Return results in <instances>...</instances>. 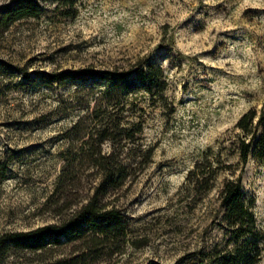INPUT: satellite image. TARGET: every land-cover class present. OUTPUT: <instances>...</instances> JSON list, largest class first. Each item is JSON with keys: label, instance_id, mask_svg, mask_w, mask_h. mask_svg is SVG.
<instances>
[{"label": "rangeland", "instance_id": "374dc122", "mask_svg": "<svg viewBox=\"0 0 264 264\" xmlns=\"http://www.w3.org/2000/svg\"><path fill=\"white\" fill-rule=\"evenodd\" d=\"M74 9L64 17L45 5L38 18L0 35V241L55 223L45 202L63 157L80 143L75 125H89L88 113L112 92L90 76L52 77L93 71L116 78L142 62L162 68L166 88L133 94L125 114L142 124L140 144L155 150L113 202L132 220L140 246L127 244L101 264H175L187 253L222 249L217 194L227 174L201 202L184 182L204 152L236 163L234 125L263 106L264 0H77ZM128 79L138 85L133 72ZM241 184L264 231V165L249 161Z\"/></svg>", "mask_w": 264, "mask_h": 264}, {"label": "trees", "instance_id": "16d2710c", "mask_svg": "<svg viewBox=\"0 0 264 264\" xmlns=\"http://www.w3.org/2000/svg\"><path fill=\"white\" fill-rule=\"evenodd\" d=\"M77 0H10L0 7V35L12 24L36 19L48 4L64 17H74ZM61 10V11H60ZM134 71L112 77L110 72L64 71L52 77L55 82L92 78L105 82L112 91L101 99L88 117L89 125L78 121L74 153L63 157L53 193L45 210L55 223L5 235L0 241V264L12 257V264H101L124 254L126 245L136 243L132 220L113 202L119 191L151 163L154 147H143L140 122L129 121L127 112L133 94L162 93L166 79L161 67L138 62ZM134 73L137 84L128 79ZM98 100V99H97ZM237 131L231 164L221 154L202 153L187 171L185 188L201 202L215 187L220 174H227L218 190L222 209L220 225L225 229L222 249L187 253L175 264H259L264 252V231L256 223L252 203L246 202L241 177L249 161L264 165V103L244 113L234 125ZM107 145L108 150H104ZM239 174L236 177V171ZM11 250L12 253H6ZM21 252V253H14Z\"/></svg>", "mask_w": 264, "mask_h": 264}]
</instances>
